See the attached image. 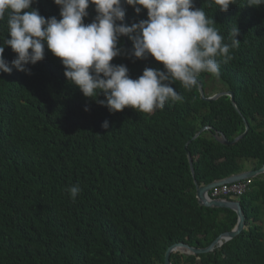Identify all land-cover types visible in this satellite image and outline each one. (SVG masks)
I'll list each match as a JSON object with an SVG mask.
<instances>
[{
  "label": "trees",
  "instance_id": "1",
  "mask_svg": "<svg viewBox=\"0 0 264 264\" xmlns=\"http://www.w3.org/2000/svg\"><path fill=\"white\" fill-rule=\"evenodd\" d=\"M236 3L223 12L195 0L225 43L240 28L232 59L217 57L219 76L202 72L197 79L207 95L224 90L218 81L234 91L243 115L230 96L204 99L199 84L188 90L179 81L173 87L182 101L150 114L132 107L112 113L68 81L47 48L43 60L27 65L31 74L0 73V264H165L170 245L207 247L235 227L236 211L199 203L195 179L206 185L243 171L247 161L251 169L264 165V5ZM32 7L60 18L54 0ZM125 8L121 23L148 18L147 9ZM88 11L86 24L96 16L94 5ZM7 36L5 19L0 41ZM132 46L120 37L121 55L112 63L127 65L134 79L146 67L163 70L152 56L129 58ZM4 55L11 61L17 54L7 46ZM244 117L250 129L242 139L216 138L220 131L234 140L245 131ZM74 185L81 188L75 200L68 191ZM239 198L246 229L200 260L174 252L172 264H264V173Z\"/></svg>",
  "mask_w": 264,
  "mask_h": 264
},
{
  "label": "clouds",
  "instance_id": "2",
  "mask_svg": "<svg viewBox=\"0 0 264 264\" xmlns=\"http://www.w3.org/2000/svg\"><path fill=\"white\" fill-rule=\"evenodd\" d=\"M34 3L0 0V21L7 20L10 35L0 41V73H11L15 68L31 74L27 65L43 60L47 48L61 59L67 80L112 113L132 107L150 114L163 109L167 101H182L183 96L173 87L175 81L191 90L198 85L200 73L219 76L217 57L227 63L232 59L230 49L240 45V28L233 27L229 32L231 42L225 43L213 27L215 19L195 7V0H54L60 6L59 19L41 15L32 7ZM211 4L227 12L237 3L210 0ZM90 5L95 6L96 16L86 24ZM125 5L132 6L137 14L147 9L148 18L130 26L118 23L125 20ZM246 5L258 7L264 0H247ZM122 36L129 37L133 44L127 52L129 58L152 56L162 62L163 70L146 67L134 79L127 65L112 63L121 55L118 43ZM7 46L17 54L11 61L4 55ZM101 94L105 99H99ZM102 127L107 129L109 122L105 120ZM68 191L75 200L81 188L74 185Z\"/></svg>",
  "mask_w": 264,
  "mask_h": 264
},
{
  "label": "water",
  "instance_id": "3",
  "mask_svg": "<svg viewBox=\"0 0 264 264\" xmlns=\"http://www.w3.org/2000/svg\"><path fill=\"white\" fill-rule=\"evenodd\" d=\"M121 23V21H120ZM131 50V49H130ZM198 84L200 87V92H201V96L204 99H208V100H215L217 98H219L222 95H226V96H230L231 100L233 102V104L235 105V107L238 109V111L243 115L242 111L239 109L236 99H235V94L234 91H230V90H221L219 92H216L212 95H207L205 88L203 86V83L201 81L198 80ZM245 120V131L243 133H241L240 135H238L234 140H230L227 135L224 132H220L217 131L216 132V138L224 143V144H234L237 141H239L240 139H242L245 135H247L249 129H250V124L249 121L244 117ZM207 127H204L200 130V132L202 130H204ZM200 132H197V134L195 135V137H197ZM188 155L190 158V163L192 166V171L193 174L195 176V169L193 166V159L191 157V152L188 150ZM264 173V165L262 167H260L259 169H248V170H244L241 171L239 173H235L229 177L226 178H222L219 180H214L213 182H210L206 185H200L198 183V181L195 179L196 181V185H197V198L198 201L201 205L203 206H208V207H228L233 209L234 211L237 212L238 214V222L235 225V227L232 230H228L225 231L223 233H221L209 246L207 247H198V246H194L191 245L187 242H178V243H174L172 245H170L168 247V249L166 250V254H165V264H172L171 261V256L174 252H178L182 255L185 256H191V255H198V254H202V253H207L210 252L212 250H214L217 246H222L224 243L234 239L236 236H238L244 229L247 228V224H246V215L244 212V208H243V204H242V200L241 199H231V198H227V197H213L210 194V190L217 184L223 183V182H233V181H237V180H241V179H245V178H254L257 177L261 174Z\"/></svg>",
  "mask_w": 264,
  "mask_h": 264
},
{
  "label": "built area",
  "instance_id": "4",
  "mask_svg": "<svg viewBox=\"0 0 264 264\" xmlns=\"http://www.w3.org/2000/svg\"><path fill=\"white\" fill-rule=\"evenodd\" d=\"M253 178H245L233 182H223L215 185L210 194L213 197H225L231 194L242 196L251 186Z\"/></svg>",
  "mask_w": 264,
  "mask_h": 264
},
{
  "label": "rangeland",
  "instance_id": "5",
  "mask_svg": "<svg viewBox=\"0 0 264 264\" xmlns=\"http://www.w3.org/2000/svg\"><path fill=\"white\" fill-rule=\"evenodd\" d=\"M211 87L215 84V81H210ZM217 86L219 87V89H226L224 88V84L220 83L219 81L217 82ZM219 91V90H218ZM198 258V257H197ZM199 259V258H198ZM199 261V260H198Z\"/></svg>",
  "mask_w": 264,
  "mask_h": 264
},
{
  "label": "crops",
  "instance_id": "6",
  "mask_svg": "<svg viewBox=\"0 0 264 264\" xmlns=\"http://www.w3.org/2000/svg\"><path fill=\"white\" fill-rule=\"evenodd\" d=\"M251 168H252V166H251V163L247 161V163H246V166H245V169H244V170H248V169H251ZM244 170H243V171H244Z\"/></svg>",
  "mask_w": 264,
  "mask_h": 264
},
{
  "label": "flooded vegetation",
  "instance_id": "7",
  "mask_svg": "<svg viewBox=\"0 0 264 264\" xmlns=\"http://www.w3.org/2000/svg\"><path fill=\"white\" fill-rule=\"evenodd\" d=\"M190 244V243H189ZM192 245V244H191ZM197 257L199 258V260L201 259V256L200 255H197ZM189 263V262H188ZM197 264H199V263H197Z\"/></svg>",
  "mask_w": 264,
  "mask_h": 264
},
{
  "label": "bare ground",
  "instance_id": "8",
  "mask_svg": "<svg viewBox=\"0 0 264 264\" xmlns=\"http://www.w3.org/2000/svg\"><path fill=\"white\" fill-rule=\"evenodd\" d=\"M230 91H232V90H230ZM205 130V129H204Z\"/></svg>",
  "mask_w": 264,
  "mask_h": 264
}]
</instances>
